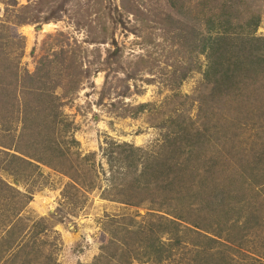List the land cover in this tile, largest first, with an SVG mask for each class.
<instances>
[{"label": "trees", "instance_id": "obj_1", "mask_svg": "<svg viewBox=\"0 0 264 264\" xmlns=\"http://www.w3.org/2000/svg\"><path fill=\"white\" fill-rule=\"evenodd\" d=\"M139 1L140 4L136 6L134 0H119L120 8L136 18L140 11L149 8L145 1ZM262 1H166L170 12L184 18L181 22L168 16L174 25L172 30H176L174 38L182 43L184 55L189 61L194 54L205 57L202 84L206 85L207 91L191 98L201 103V122L195 125L181 114L168 116L160 126L161 129L166 127L162 140L151 150L144 151L112 140L106 142L102 153L109 170L116 172L112 173L110 179L114 178L111 187L116 193L109 197L114 199L112 201L135 207L149 201L156 205L152 209L156 213L152 214L157 220L146 228L139 225L136 230L127 224L115 232L118 225H114L110 231L111 245L102 247L101 254L86 264H111L113 258H118L116 264H132L134 260L145 262L149 259L160 264L162 260L169 261V258L183 251L185 258H189L186 264H264V246L261 248L256 241L249 250L255 254V259L247 252H241L243 254L238 259L226 251L211 247L214 241L233 243L237 240V235L228 234L226 226L236 225L240 218L245 220L243 229L249 230V226L251 230L255 227L258 229L257 237L264 231V203L256 202L257 206H254L253 202L247 201V198L256 197L254 190L259 187L264 190V36L256 35L264 8L255 7ZM53 18L17 16L13 25L49 22ZM3 46L0 42L2 172L11 177L19 175L27 167H34L29 159L58 168L53 160L38 157L36 153H50L57 163L67 161L62 146L66 145L63 137L71 124L64 119L60 109V99L65 98V93L58 94L57 91L74 85L76 75L57 72V65L64 63L59 57H64L66 51H54L40 58L33 73L21 75L17 65L10 63L9 54ZM192 69L194 66L188 65L181 71L177 76L179 83L187 78ZM54 76L58 78L54 79ZM69 90L72 91V88ZM146 107L147 104H139L132 109L138 114ZM225 108L233 112L224 113ZM18 115L21 116L20 121ZM248 121H253L252 126H245ZM19 122L21 127L16 134V123ZM255 126L259 130L253 135L261 147L252 149L253 157L248 159L242 155L243 152L237 151L238 146L235 149V146L229 145L241 140L242 135L252 133ZM4 141L9 145H4ZM5 149H14L19 154H9ZM234 163L237 164L233 166ZM69 165L64 174L75 179V185L79 180L69 172L78 171L71 168L72 164ZM132 174H136L132 185L126 188L124 181ZM117 177L120 184L115 182ZM142 183L147 191L141 189ZM152 183L156 185V190L149 189ZM4 191L11 194L16 190L0 177V200L9 196L3 195ZM17 195L20 194L17 192ZM25 204L19 208L16 206L18 212L15 214L12 212L14 206L0 209V227L4 232L0 237L6 235L4 241L0 240V251L5 256L3 264H59L52 261L49 254L43 255L40 261L43 242L35 247L24 242L22 235H19V214ZM4 209L9 212L4 213ZM232 217L235 221L229 225ZM247 221H252L253 225H248ZM251 230L242 231V236H247ZM41 232V229L36 230L34 236ZM190 233L198 236L188 246L184 236ZM160 234H167L168 244L159 243ZM186 246L188 248L184 249ZM247 259L251 261L247 262Z\"/></svg>", "mask_w": 264, "mask_h": 264}, {"label": "rangeland", "instance_id": "obj_2", "mask_svg": "<svg viewBox=\"0 0 264 264\" xmlns=\"http://www.w3.org/2000/svg\"><path fill=\"white\" fill-rule=\"evenodd\" d=\"M143 1L151 10L147 7L145 11L141 9L135 18L120 8L119 0H0V42L9 54L10 63L17 65L21 75L33 73L40 58L60 50L66 51V54L59 57L64 63L57 65V72L76 75L74 85L57 91L58 94L65 93V98L60 99V109L64 119L71 124L63 137L66 145L62 146L67 161L57 163L50 153L35 152L38 157L53 160L58 168L29 159L34 167H27L21 174L11 177L2 172L4 157L0 158V177L16 190L11 192L12 196L8 191L3 192V195L9 196L0 200L3 202L0 209L14 206L11 211L15 214L18 212L16 206L19 208L27 202L19 214L17 229L24 242L35 247L43 242L40 261L43 255L49 254L52 261L59 264L91 263L101 254L102 247L111 245L110 231L114 225H118L115 232L127 224L136 230L139 225L146 228L157 220L152 214L156 213L152 210L156 205L149 201L135 207L112 201L114 199L109 197L116 193L111 187L114 178L110 180L112 173L116 172L109 170L102 153L106 142L112 140L144 151L151 150L161 142L166 127L161 129L160 126L168 116L181 114L195 125L201 122V103L191 98L207 91L206 85L202 84L205 57L194 54L189 61L184 55L182 43L174 38L176 30H172L174 25L168 16L181 22L184 18L169 11L167 0ZM134 3L137 6L140 1L134 0ZM255 7L264 8V1L258 2ZM16 15L54 18L49 22L14 26ZM256 35L264 36V11ZM188 65L194 66V69L179 83L177 76ZM139 104H147V107L135 114L132 108ZM227 112L233 111L225 108L224 113ZM20 115L17 116L18 121ZM252 122L248 121L245 126H252ZM20 124L16 123V134ZM257 130L255 126L252 133L242 135L241 140L229 146H235V149L238 146L237 151L243 152L245 158L253 157L251 150L261 147L253 135ZM3 144L9 145L5 141ZM221 146L227 147L224 144ZM5 150L9 154H19L14 149ZM69 164L78 171L69 172L79 180L75 185V179L64 174ZM135 175L128 176L124 181L126 188L132 185ZM118 181L119 177L115 180L116 184H120ZM154 185L148 186L151 191L156 190ZM141 189L146 190L145 184L142 183ZM254 192L256 197L247 198V201L253 202L254 206H257L256 202L264 203V190L259 187ZM3 211L9 212L7 209ZM234 221L232 217L229 225ZM244 221L240 218L236 225L226 226L228 234L237 235V240L233 243L214 241L211 247L238 259L243 254L241 252H247L255 259V254L249 250L254 241L261 248L264 246V231H260L261 236L257 237L258 229L251 230L249 226L251 232L243 237L242 231H249L243 229ZM247 224L253 225V222L247 221ZM39 229L42 232L34 236ZM3 234L0 227V236ZM197 236L196 233L184 236L187 245L190 246ZM5 238L6 235L0 240ZM159 239L160 244L169 242L167 234H160ZM197 240L200 241V238ZM2 254L0 251V264L5 258ZM185 256L183 251L169 261L159 263L186 264L189 258ZM143 261L134 260L132 264H157L151 259ZM250 261L247 259V262ZM117 262L118 258L111 259V264Z\"/></svg>", "mask_w": 264, "mask_h": 264}, {"label": "bare ground", "instance_id": "obj_3", "mask_svg": "<svg viewBox=\"0 0 264 264\" xmlns=\"http://www.w3.org/2000/svg\"><path fill=\"white\" fill-rule=\"evenodd\" d=\"M49 25H50V24L46 25V27L49 26Z\"/></svg>", "mask_w": 264, "mask_h": 264}]
</instances>
